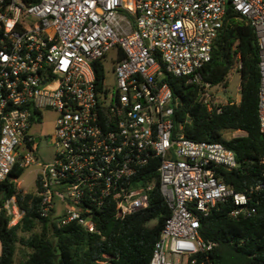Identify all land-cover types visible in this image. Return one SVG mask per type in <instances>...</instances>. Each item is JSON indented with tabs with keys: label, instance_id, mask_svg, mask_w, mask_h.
I'll return each instance as SVG.
<instances>
[{
	"label": "built area",
	"instance_id": "built-area-1",
	"mask_svg": "<svg viewBox=\"0 0 264 264\" xmlns=\"http://www.w3.org/2000/svg\"><path fill=\"white\" fill-rule=\"evenodd\" d=\"M230 5L257 35L264 137V0H0V211L10 226L25 216L6 197L18 169L40 166L42 218L98 235L100 213L125 220L146 210L159 186L171 216L149 264H213L202 219L224 204L235 220L252 217L264 184L237 192L226 182L242 172L236 154L176 130L178 102L165 78L199 86L210 114L234 104L202 76ZM45 111L57 116L56 157L41 165L31 131Z\"/></svg>",
	"mask_w": 264,
	"mask_h": 264
},
{
	"label": "trees",
	"instance_id": "trees-1",
	"mask_svg": "<svg viewBox=\"0 0 264 264\" xmlns=\"http://www.w3.org/2000/svg\"><path fill=\"white\" fill-rule=\"evenodd\" d=\"M121 53L119 59H123ZM260 49L254 28L230 5L223 29L215 40L211 61L203 68L204 81L213 86L228 85L230 73L241 76V100L228 104L222 114H210L201 98L200 87L184 78L167 75L178 106L174 122L195 142L222 143L233 151L242 172L227 174L226 182L237 192L264 184V137L260 131L258 100L261 76ZM98 82L105 76L102 64L95 65ZM241 133L227 137V133ZM24 169H18L6 185V197H15L25 212L10 226L6 210L0 211V264H149L171 210L159 186L150 195V206L125 220L114 213H100L101 234H90L78 224L61 225L39 214V198L18 188ZM156 179L158 176L155 174ZM38 186V183H36ZM230 204L220 205L202 219L201 236L216 244L210 258L213 264H264V191L257 213L244 220L230 216ZM39 229V230H37ZM25 254L17 263L18 247Z\"/></svg>",
	"mask_w": 264,
	"mask_h": 264
},
{
	"label": "rangeland",
	"instance_id": "rangeland-1",
	"mask_svg": "<svg viewBox=\"0 0 264 264\" xmlns=\"http://www.w3.org/2000/svg\"><path fill=\"white\" fill-rule=\"evenodd\" d=\"M116 52L112 51L109 54V58L114 59ZM111 80V84L114 83V75L112 72L108 73ZM241 76L237 70L230 73L228 77V85L226 88L219 86L215 91L218 93V97L223 102H235L239 103L241 100ZM43 120L34 125L32 133L41 138L39 148L37 151V159L41 165L51 164L54 162L56 157L55 146L53 145V139L56 127V114L53 112H43ZM241 133H227V137L231 138L234 136H239ZM40 170L39 165H34L30 168L25 169L22 177L18 180V188L26 194H31L36 190V175ZM39 230V229H37ZM25 249L22 246L18 247L17 263L21 261L23 255L25 254Z\"/></svg>",
	"mask_w": 264,
	"mask_h": 264
}]
</instances>
